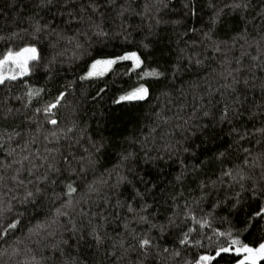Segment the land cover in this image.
Listing matches in <instances>:
<instances>
[{"label": "trees", "instance_id": "16d2710c", "mask_svg": "<svg viewBox=\"0 0 264 264\" xmlns=\"http://www.w3.org/2000/svg\"><path fill=\"white\" fill-rule=\"evenodd\" d=\"M26 46L0 84V264H239L216 253L264 242V0H0V59ZM128 52L140 68L82 79Z\"/></svg>", "mask_w": 264, "mask_h": 264}, {"label": "snow or ice", "instance_id": "6c2138e0", "mask_svg": "<svg viewBox=\"0 0 264 264\" xmlns=\"http://www.w3.org/2000/svg\"><path fill=\"white\" fill-rule=\"evenodd\" d=\"M51 2V0H49ZM233 7H240L239 4H234ZM214 23L217 20L213 21ZM39 53L38 49L34 46H28L20 49L19 51H11L9 50L2 59H0V70L4 69L7 65H13L16 69H19V72H15L13 70H9L10 74H5L3 71H0V84H4L6 80H16L18 77L25 76L29 74V65L33 61L39 60ZM120 61H132L133 62V70L138 69L141 67L143 61L141 60L140 56L137 55L135 52L125 54L121 57L114 58V59H105V60H97L91 65V70L87 73V76L82 77V79H88L94 76H102L107 71H109L113 65ZM144 76L149 77H159L162 73H159L155 70L150 72L143 73ZM29 95H32L29 92ZM148 96V88L141 85L136 88L134 91L130 92L127 95L119 97L115 103H121L123 101H134V100H144ZM59 100L57 101V104ZM57 104H52L46 111H51L52 108H55ZM50 123L53 125L57 124L55 119L51 120ZM76 189L72 187L71 184L68 185V195L71 196ZM28 196L31 197L32 193L29 192ZM257 216H264V208L261 209L260 212L256 214ZM19 221H15L8 225V228L5 229L3 232H0V238L7 234V231L10 229H15ZM223 235V234H221ZM186 242V241H184ZM150 241L148 239H143L140 242L141 248H146L150 246ZM232 246L235 247V254L236 255H243V259L239 261V264H258V261L264 260V243H261L257 248L250 247L246 244H241L238 239H233L231 241V245L226 248H221L216 253V256H219L222 252H229L232 250ZM215 259L213 256H200L199 261L197 264H210V262Z\"/></svg>", "mask_w": 264, "mask_h": 264}, {"label": "rangeland", "instance_id": "374dc122", "mask_svg": "<svg viewBox=\"0 0 264 264\" xmlns=\"http://www.w3.org/2000/svg\"><path fill=\"white\" fill-rule=\"evenodd\" d=\"M26 47H28V46H26ZM35 47V46H34ZM19 51V50H18ZM15 52V51H14ZM129 53H132V52H128V53H125V54H129ZM124 54V55H125ZM123 56V55H122ZM121 57V56H120ZM3 58V57H2ZM1 58V59H2ZM114 58H118V57H114ZM114 58H106V59H114ZM98 60H105V59H98ZM97 61V60H96ZM95 62V61H94ZM93 62V63H94ZM132 64H133V62L132 61H130ZM92 63V64H93ZM91 64V65H92ZM91 65H90V68H89V70L87 71V73L91 70ZM13 70V71H15V72H19V69H16L13 65H7V66H5V68L4 69H2V70H0V71H3L5 74H10V71L9 70ZM87 73H86V76H87ZM94 77H96V76H94ZM264 243V242H263ZM235 247H237V246H235ZM235 247H234V249H235ZM253 248H257V247H253ZM235 251V250H234ZM242 259H243V257H242Z\"/></svg>", "mask_w": 264, "mask_h": 264}]
</instances>
